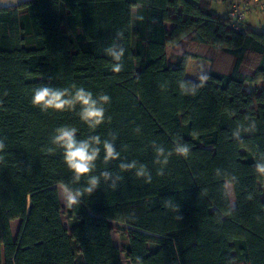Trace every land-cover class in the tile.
Segmentation results:
<instances>
[{
  "label": "trees",
  "instance_id": "1",
  "mask_svg": "<svg viewBox=\"0 0 264 264\" xmlns=\"http://www.w3.org/2000/svg\"><path fill=\"white\" fill-rule=\"evenodd\" d=\"M215 1L227 0H28L0 9V264H123L122 253L126 264H264V29H234ZM113 43L125 49L119 73L106 53ZM199 59L210 62L206 73ZM72 84L110 97L97 129L79 106L42 112L31 103L40 86ZM61 126L79 139L114 136L120 153L106 163L101 146L93 174L121 179L115 188L101 179L67 205L68 227L58 186L87 178L71 184L51 143ZM160 146L173 153L162 175ZM131 161L151 182L119 168Z\"/></svg>",
  "mask_w": 264,
  "mask_h": 264
},
{
  "label": "clouds",
  "instance_id": "2",
  "mask_svg": "<svg viewBox=\"0 0 264 264\" xmlns=\"http://www.w3.org/2000/svg\"><path fill=\"white\" fill-rule=\"evenodd\" d=\"M142 19V17H141ZM123 33H117V39H122ZM125 49L119 43H113L106 49V53L115 62L112 66V71L119 73L123 64L121 63ZM110 102V97L106 94H101L94 97L91 91L84 87H78L76 84L70 87L56 88L48 85H43L34 90L31 103L38 106L42 112L49 109L56 112L74 111L79 106L77 113L80 120L85 123L89 129L95 130L105 120L104 105ZM77 128L71 126H61L55 129V134L51 138V143L63 150V159L68 169L72 173L71 184H78L83 177H86V185L83 187L73 188L69 184H61V194L68 206L78 205L84 195H92L96 189L99 188L101 179L108 182L111 180L110 187L115 188L117 181L121 179L119 175H113L110 171H102L99 175L93 174L96 169V161L101 152V146L104 152V161L107 163L112 160H118L120 153L117 151L112 140H101L99 135H90L85 139L77 137ZM3 139H0V152L5 149ZM53 151L52 148L48 149ZM177 155L187 156L189 148L187 145L179 144L174 148ZM173 153L166 152L160 146L156 149V163L161 165L158 169V174H163V166L169 162V157ZM0 161H3V156H0ZM119 168L122 171L136 169L135 175L137 177H144L146 182H151V174L144 165L137 167L136 161L131 163L121 162ZM257 171L264 174V166H257ZM180 219V217H179ZM140 258H137L139 264Z\"/></svg>",
  "mask_w": 264,
  "mask_h": 264
},
{
  "label": "rangeland",
  "instance_id": "3",
  "mask_svg": "<svg viewBox=\"0 0 264 264\" xmlns=\"http://www.w3.org/2000/svg\"><path fill=\"white\" fill-rule=\"evenodd\" d=\"M230 3V0H227L225 2H219V1H215L211 7V9L218 13L219 15H222V16H225L227 14V8L229 7V4ZM241 3H249V2H241ZM251 9V7H250ZM249 9V10H250ZM248 12L250 11H247L246 12V15L248 14ZM246 15H245V18H246ZM258 18L262 21L261 24L259 23V21L256 23V26H254L256 29H264V15H261L260 13H258ZM258 19V20H259ZM245 20V19H244ZM258 24V25H257ZM169 25V24H168ZM170 26V25H169ZM167 28H169L167 25H166ZM198 64H199V69L202 73H206L207 70L209 69L210 67V62L207 61V60H204V59H199L198 60ZM245 89L246 90H252V89H258L261 87V84L260 83H249V84H245ZM261 187L262 189H264V181L261 182ZM58 190H59V197H60V202H61V207H62V214H61V219L63 220V223L65 224L66 227H68L69 225V221H68V218L66 216V208H67V204L66 202L64 201L63 199V196L61 194V189H60V186H58ZM228 192H229V196L231 198V200L233 199V192H232V188L230 185H228ZM114 226L116 227L117 224H114ZM114 227V231L112 232V237L115 241V243L121 248L122 247V241H121V234L119 232L116 231V228ZM16 228V226L14 225V229ZM122 260H123V264H126V257L124 255V253H122Z\"/></svg>",
  "mask_w": 264,
  "mask_h": 264
},
{
  "label": "crops",
  "instance_id": "4",
  "mask_svg": "<svg viewBox=\"0 0 264 264\" xmlns=\"http://www.w3.org/2000/svg\"><path fill=\"white\" fill-rule=\"evenodd\" d=\"M28 0H0V9L6 8V7H15L23 4ZM249 2V5L251 9L249 10L248 14L246 15V18L244 20V23L247 24L249 27L256 29L254 26H256V23L259 21L261 24V20L258 18V13L261 15H264V0H230V3L228 4L229 7L227 8V12L230 10V5L233 2ZM214 3V2H213ZM211 4V7L213 5ZM259 19V20H258ZM256 22V23H255ZM258 25V24H257ZM258 29V28H257ZM63 222V220H62ZM21 220L15 219L11 221V231L14 237L18 234L19 228H20ZM64 224V223H63ZM14 225L16 228L14 229ZM65 225V224H64ZM112 240L115 245H117L112 237ZM118 246V245H117Z\"/></svg>",
  "mask_w": 264,
  "mask_h": 264
},
{
  "label": "built area",
  "instance_id": "5",
  "mask_svg": "<svg viewBox=\"0 0 264 264\" xmlns=\"http://www.w3.org/2000/svg\"><path fill=\"white\" fill-rule=\"evenodd\" d=\"M249 3L233 2L230 6L229 16L231 18L230 24L236 30H244V19L246 12L249 11Z\"/></svg>",
  "mask_w": 264,
  "mask_h": 264
}]
</instances>
